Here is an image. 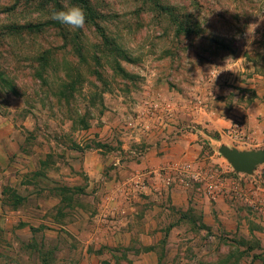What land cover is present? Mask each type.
<instances>
[{"label": "rangeland", "instance_id": "1", "mask_svg": "<svg viewBox=\"0 0 264 264\" xmlns=\"http://www.w3.org/2000/svg\"><path fill=\"white\" fill-rule=\"evenodd\" d=\"M74 5L90 8L97 19L93 21L87 11L83 29L62 24L66 31L55 26L33 35L7 31L12 26L50 22L54 12ZM62 37H71L70 47H65ZM246 37H264V0H0V72L18 87V94H14L0 79V144L8 135L23 143V155L8 165L1 162L0 177L12 190L30 193L32 199L25 206L35 208L37 189L44 185L46 191L51 189L48 180L53 178L49 175L66 168L68 153L79 148L84 132L100 128L108 116L119 117L118 129L131 137L126 121L137 111L147 88L167 82L184 94H192L202 77L215 68L221 73L215 88L221 85L245 95L251 90L244 85L254 83L249 82L255 75L253 67L236 77L233 63L244 62ZM53 47L59 50L49 60L50 70L37 59L54 51ZM246 60L264 67V58L257 54ZM36 73L41 80L35 78ZM44 79L54 98L48 97L51 92ZM215 108L210 102L208 109L191 117L200 128L209 129L213 140L201 143L203 154L198 164L187 163L202 173L213 169L229 184L237 172L221 155V147L260 151L264 150V139L260 142L253 137L246 143L230 138L231 127L243 122L248 129V123L239 118L219 124V116L210 117ZM133 139L142 145L136 136ZM23 167L28 170L25 181L33 189L20 186ZM263 170L264 165L255 172ZM63 177L60 184L66 185ZM229 203L246 213L249 232L233 238L221 232L213 245L214 257L198 259L189 250L188 261L179 260V264H264L262 219L244 200ZM4 234L0 230V264H40L43 257L50 262L57 257L52 249L41 251L36 243L13 246Z\"/></svg>", "mask_w": 264, "mask_h": 264}, {"label": "crops", "instance_id": "2", "mask_svg": "<svg viewBox=\"0 0 264 264\" xmlns=\"http://www.w3.org/2000/svg\"><path fill=\"white\" fill-rule=\"evenodd\" d=\"M244 44V62L233 63L237 67L234 75L238 77L252 66L255 75L249 82L254 83L244 85L251 91L242 95L220 85L210 117L219 116V124L243 118L249 134L261 142L264 67L246 59L252 53L264 58V37H246ZM157 89L166 95L183 94L167 82L162 87L157 84ZM120 121L108 116L100 128L84 132L79 148L69 151L66 168L49 175L53 178L48 180L51 189L46 191L45 185L37 189L35 208L25 206L32 199L30 193L12 190L0 177V230L11 245L36 243L41 251L47 248L57 253L51 262L43 257L40 264H179V260L188 261L189 250L198 259L214 257L213 245L221 232L229 238L249 232L246 213L231 208L223 199L212 201L193 186L164 189L161 194L146 190L135 204H124L120 191L135 169H158L171 162L198 164L203 154L201 143L213 138L205 126L199 134L172 130L170 141L154 138L145 150V145L133 141V135L128 137L118 129ZM22 146L14 136H6L0 144V164L4 160L8 165L23 155ZM27 172L25 168L21 171L24 190L31 187L25 181ZM62 174L66 185H61Z\"/></svg>", "mask_w": 264, "mask_h": 264}, {"label": "built area", "instance_id": "3", "mask_svg": "<svg viewBox=\"0 0 264 264\" xmlns=\"http://www.w3.org/2000/svg\"><path fill=\"white\" fill-rule=\"evenodd\" d=\"M220 76L219 70L211 69L207 76L202 77L192 94L172 92L166 95L157 88H152L153 86L147 88L137 111L126 121L125 129L145 145V150L153 145L150 141L154 138L163 137L164 141H170L172 130L180 134L201 133L202 128L191 117L204 112L210 102L213 104L218 100L215 86ZM229 135L237 141H253L246 123L243 122L231 127ZM255 174L244 177V174L235 173V177L229 180L228 184L213 169L202 173L196 170L193 164L171 162L158 169H135L124 181L120 194L123 203L130 206L135 204L146 190L161 194L164 189L193 186L212 201L223 199L236 205L244 200L264 223V170Z\"/></svg>", "mask_w": 264, "mask_h": 264}, {"label": "trees", "instance_id": "4", "mask_svg": "<svg viewBox=\"0 0 264 264\" xmlns=\"http://www.w3.org/2000/svg\"><path fill=\"white\" fill-rule=\"evenodd\" d=\"M87 11L91 13L90 18L93 21H95L97 19L96 13H92V10H90V8H87L85 6L84 7V12H87ZM85 15H86V22H87L88 21L87 20L88 19V15H87V13H85ZM52 26H55L56 28H59L61 31H66L61 23H56L54 20H50V22L47 21V22H44V23H41V24L30 23V24L24 25V26H12V27H9L7 29V31L9 30L10 33H12L14 35H18V36H22L24 32L27 33V34L33 35V34L43 33L46 30H49V27H52ZM14 38H23V37H14ZM62 38L64 39L65 47H68V46L70 47L71 46V37H62ZM53 48H54V51L53 50L46 51L44 56H41V57H39L37 59V62L40 63L41 66L46 65V68L50 69V70L52 68L51 67L52 65L49 63V60L53 56L52 54H54L55 52H57L59 50V49H56L57 47H53ZM117 70L120 71L123 74L122 69H117ZM39 73H40V71H39ZM39 73L35 74V78L41 80L42 77H41V75ZM6 77H8V76H6V74H2L0 72V79L2 80L1 81L2 85H4L5 88H7L9 91L13 92L14 94H18V87H16L14 81L13 80H9ZM42 82L47 87V90L50 91V88H49V85L47 83V80L44 79ZM68 88H70V86ZM50 92L51 93L48 92V94H49L48 97H51V98L53 97L54 98L55 97V93L52 92V91H50ZM65 97H68V96H65ZM63 191H64V193L67 192L66 189H64Z\"/></svg>", "mask_w": 264, "mask_h": 264}, {"label": "water", "instance_id": "5", "mask_svg": "<svg viewBox=\"0 0 264 264\" xmlns=\"http://www.w3.org/2000/svg\"><path fill=\"white\" fill-rule=\"evenodd\" d=\"M220 153L238 174L253 175L259 166L264 165V150L242 152L223 146Z\"/></svg>", "mask_w": 264, "mask_h": 264}, {"label": "clouds", "instance_id": "6", "mask_svg": "<svg viewBox=\"0 0 264 264\" xmlns=\"http://www.w3.org/2000/svg\"><path fill=\"white\" fill-rule=\"evenodd\" d=\"M52 19L72 29H83L86 23L84 10L79 6H72L67 10L54 12Z\"/></svg>", "mask_w": 264, "mask_h": 264}]
</instances>
